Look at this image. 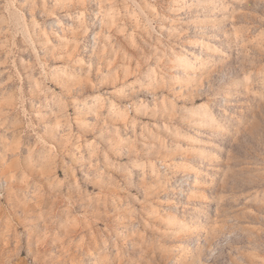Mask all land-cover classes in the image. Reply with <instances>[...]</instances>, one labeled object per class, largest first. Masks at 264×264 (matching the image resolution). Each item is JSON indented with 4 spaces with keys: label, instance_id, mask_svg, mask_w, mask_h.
I'll return each mask as SVG.
<instances>
[{
    "label": "rangeland",
    "instance_id": "374dc122",
    "mask_svg": "<svg viewBox=\"0 0 264 264\" xmlns=\"http://www.w3.org/2000/svg\"><path fill=\"white\" fill-rule=\"evenodd\" d=\"M0 177V264H264V0H0Z\"/></svg>",
    "mask_w": 264,
    "mask_h": 264
},
{
    "label": "built area",
    "instance_id": "2783aa9c",
    "mask_svg": "<svg viewBox=\"0 0 264 264\" xmlns=\"http://www.w3.org/2000/svg\"><path fill=\"white\" fill-rule=\"evenodd\" d=\"M6 186H7L6 180L0 177V196L3 195V193L6 189Z\"/></svg>",
    "mask_w": 264,
    "mask_h": 264
},
{
    "label": "bare ground",
    "instance_id": "6f19581e",
    "mask_svg": "<svg viewBox=\"0 0 264 264\" xmlns=\"http://www.w3.org/2000/svg\"><path fill=\"white\" fill-rule=\"evenodd\" d=\"M58 36H60V37H61L62 35L58 34Z\"/></svg>",
    "mask_w": 264,
    "mask_h": 264
}]
</instances>
